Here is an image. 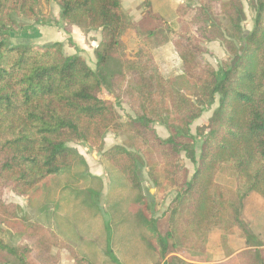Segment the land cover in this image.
I'll return each mask as SVG.
<instances>
[{"label": "trees", "instance_id": "1", "mask_svg": "<svg viewBox=\"0 0 264 264\" xmlns=\"http://www.w3.org/2000/svg\"><path fill=\"white\" fill-rule=\"evenodd\" d=\"M150 1L143 0L144 16L132 22L119 0H0V264H59L62 250L73 264H93L50 227L29 222L19 206L2 200L8 186L26 197L47 178L63 174L80 159L67 146L76 143L101 153L139 193L137 219L160 263L200 264L195 259L206 254L210 232L218 231L226 260L216 264H264V244L244 224L247 199L264 203V0L180 5L177 32L152 12ZM50 2L59 9L65 34L72 27L99 32L94 68L81 55L66 54L58 42L45 48L8 45L9 35L22 30L20 21L39 23L42 6ZM244 4L253 14L248 33ZM129 30L144 46L131 55L122 41ZM210 42L226 54L217 70L204 59ZM168 43L181 63L173 81L163 77L151 55ZM108 62L113 72L106 70ZM179 81L181 88L175 86ZM216 98L208 125L191 134L190 125ZM120 104L131 112L124 125L116 111ZM156 124L166 127L168 138L156 135ZM108 133L125 140L104 150ZM182 156L194 166L190 178L179 165ZM142 169L152 181L159 174L162 186L174 191L156 218L141 195ZM219 173L235 180L236 188L217 185ZM236 229L245 243L238 253L228 247ZM106 256L119 264L109 238Z\"/></svg>", "mask_w": 264, "mask_h": 264}, {"label": "rangeland", "instance_id": "2", "mask_svg": "<svg viewBox=\"0 0 264 264\" xmlns=\"http://www.w3.org/2000/svg\"><path fill=\"white\" fill-rule=\"evenodd\" d=\"M121 3L123 4V1ZM244 8L246 21L243 29L245 33H248L253 27V14L246 4ZM58 14L59 9L53 2L44 4L41 21L37 24L20 21L22 30L9 35L8 45H34L45 48L54 39H60L58 34H62L63 38L65 33L63 25L59 23ZM47 28H51L57 36L49 37V33H45ZM191 29L197 35V27L193 26ZM51 30L47 31L51 32ZM90 34L89 38L99 42V32H90ZM62 46L66 54H79L90 68H94L95 59L87 50L88 47L85 48L86 51H80L71 40H63ZM205 47V61L217 70L220 62L226 58L223 48L217 42L206 43ZM165 48L171 49L169 45ZM163 52L158 59L159 63H164L169 58L170 51L163 50ZM172 53L177 60L174 52ZM171 62L170 71L164 70L162 65L157 64V66L159 70L163 69V72L161 70L160 72L165 79L173 81L181 74V71L177 63ZM106 70L108 72L115 70L112 62L107 63ZM175 86L181 88V81L176 82ZM216 107L217 98L214 104L206 108L200 118L190 125L191 134L195 135L197 129L208 125ZM116 111L120 117V123L123 125L127 123V118L131 115L129 107L120 104L116 107ZM153 129L159 138H168L169 131L165 126L156 124ZM124 140L125 136L121 133H108L104 139L103 149L122 144ZM67 146L74 149L80 157V159L76 157L72 160L68 170L61 175L47 178L26 197L14 195L8 186L2 196L3 202L19 206L23 216L29 222L41 223L56 230L60 240L65 243L67 240L79 256L88 258L93 264H114L110 257L106 256L108 238L109 246L119 264H162L149 248L150 234L139 225L137 219L136 199L139 193L133 190L122 175L106 163L101 153L95 149L84 143ZM194 147L198 153L200 140L196 139ZM179 165L187 171L190 178L194 166L184 156L180 158ZM139 176L142 185L141 195L145 203L152 208L153 217H159L172 201L174 191L162 186V177L159 174H155V180L152 181L149 180L147 171L142 169ZM215 183L231 190L236 188L235 180L221 173L215 176ZM244 220L246 229L258 235L264 244V203L261 199L256 196H250L247 199ZM236 232L239 230L236 229ZM16 242L17 240L14 239L12 244ZM21 243L31 246L32 240L22 239ZM215 251L218 253L215 262L225 261L224 251L219 242L215 243ZM182 257L188 258L187 254H182Z\"/></svg>", "mask_w": 264, "mask_h": 264}, {"label": "crops", "instance_id": "3", "mask_svg": "<svg viewBox=\"0 0 264 264\" xmlns=\"http://www.w3.org/2000/svg\"><path fill=\"white\" fill-rule=\"evenodd\" d=\"M119 1H120V6L122 9V12L132 22H139L143 18V16H144V10L142 7L143 0H119ZM121 1H123V4L121 3ZM195 1L196 0H151L150 4H151L152 12L155 15L159 16L161 19L165 20L167 22V25L170 27V29H172L174 32H177V29L179 28V24L177 22V15H176L177 7L180 5H191L193 7L195 4ZM47 30H51V28H47ZM47 30L45 31V33L46 34L49 33L48 34L49 37L50 36L52 37L53 35L57 36V34L53 33L52 30H51V32H49ZM54 32H57V31H54ZM41 33H42V31H41ZM94 34H97V33H94ZM90 35H91L90 33L84 34L79 29L72 27L70 34H68V35L64 34L63 38H62V34H58L60 39H54L51 42L52 43L58 42V43H61L63 45V40H67V41L71 40V42L76 45L75 47H77L78 50L84 51L85 48L88 47L87 50H89L90 55L91 54L93 55V50L98 45L100 40H99V42H96L95 39L89 38ZM122 41L124 43L127 55H131L133 53H136L138 50L144 49V46L140 43L136 34L131 30L127 31L122 36ZM48 43H50V41H48ZM166 45H169L171 47V49L165 48ZM163 50L170 51V53H168L169 58L168 59L166 58L167 60H165L164 63H159L158 59L160 57V54L163 52ZM172 52H174V50H173L170 43L165 44V45H163L159 48H156L154 50H151L152 57L155 60L156 64H158V66L162 65V66H164L163 68H165L164 70L170 71V68L172 67L171 61H173L174 64L177 63L180 66V71H181L180 60L178 59L176 53L174 52V54L176 55V58H177V60H175L174 57L172 56V54H173ZM69 55H74V53L69 54ZM160 70H161V72H163L162 71L163 69L160 68ZM51 230L57 236H59V234L56 230H54L53 228H51ZM219 237H220V233L218 231L210 232V234L208 236L207 246H206V254L201 258H197L198 260L194 258L195 263H200V264H216V263H218V262H215L216 256L218 255V253L216 251L214 252V247H215V243L219 242ZM63 239L65 240V238H63ZM65 241L67 244H69V242L67 240H65ZM228 247L234 253H238V252L245 249V243L242 239L239 238L238 232H236V230H234L233 235L228 237ZM60 256H61V258H60L59 264H63V263L73 264V261L70 260L69 254L67 251H65V250L60 251ZM223 259L226 260L224 255H223Z\"/></svg>", "mask_w": 264, "mask_h": 264}]
</instances>
